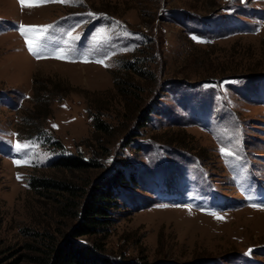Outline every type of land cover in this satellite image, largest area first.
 I'll return each instance as SVG.
<instances>
[{"label":"rangeland","instance_id":"obj_1","mask_svg":"<svg viewBox=\"0 0 264 264\" xmlns=\"http://www.w3.org/2000/svg\"><path fill=\"white\" fill-rule=\"evenodd\" d=\"M22 26H47L44 58ZM125 78L147 122L129 119ZM100 151L86 170L50 167ZM120 165L135 183L116 191L109 227L71 237ZM45 234L95 242L113 263L264 264V0H0V264H43Z\"/></svg>","mask_w":264,"mask_h":264},{"label":"trees","instance_id":"obj_2","mask_svg":"<svg viewBox=\"0 0 264 264\" xmlns=\"http://www.w3.org/2000/svg\"><path fill=\"white\" fill-rule=\"evenodd\" d=\"M124 68L129 73L138 74L141 77L146 75L142 74L136 63L125 61ZM114 85L120 95L125 97L127 105L129 106L128 115L130 120L137 119V124L147 122L148 111H143L144 114L139 113V109L143 105L141 102L136 100L135 94L140 87H137L129 78L124 80L116 81L114 79ZM135 98V101L127 98ZM155 104V103H153ZM155 106V105H154ZM153 108L152 103L148 106ZM147 108V109H148ZM139 116V117H138ZM93 126L97 131L103 133H109L111 124L103 121L97 115L93 117ZM135 133L132 135L134 136ZM101 152V151H100ZM96 152L95 157L91 160H84L82 155H68L66 157H60L50 164L51 168H64L68 170H86L93 166H98L96 159L106 154ZM94 153V151H93ZM95 160L97 163L93 162ZM97 164V165H96ZM133 174L126 171L125 166H117L108 176L104 177L97 183V186L88 194V198L84 203V206L76 214V217L80 220L78 225L72 230L71 237H85L88 235H94L105 231L112 222L111 215L113 211L118 208L117 193L116 191L126 185H133ZM34 188H42L43 186L63 188L62 184L51 182L50 178L40 177L33 178ZM65 191L69 194L74 195V189L71 184H63ZM63 190V189H62ZM66 207H71L70 203H67ZM68 236L60 245L56 243L52 237L45 234L41 235V247L40 251H43L47 256L46 258L40 255L35 256V260H41L43 264H134L132 262H109L108 259L101 254L102 248L99 247L95 242L90 246L83 243H79Z\"/></svg>","mask_w":264,"mask_h":264},{"label":"snow or ice","instance_id":"obj_3","mask_svg":"<svg viewBox=\"0 0 264 264\" xmlns=\"http://www.w3.org/2000/svg\"><path fill=\"white\" fill-rule=\"evenodd\" d=\"M48 2H59V3H70L72 0H32V2H28V0H20L22 6L34 7L40 6L41 4ZM47 31V26H22L21 27V35L25 38V43L28 46L29 51L36 56L37 59L44 58L42 57L40 52V41L43 38ZM54 58L56 59H68L69 57L64 53L63 50H59L55 53ZM87 62V61H85ZM101 62L102 61H98ZM20 145L17 144V148ZM16 163H19L17 161ZM213 215H216L213 213ZM217 219H222L219 215H216Z\"/></svg>","mask_w":264,"mask_h":264}]
</instances>
